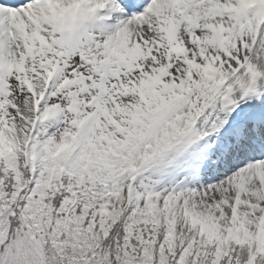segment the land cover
<instances>
[{"label":"snow or ice","instance_id":"obj_1","mask_svg":"<svg viewBox=\"0 0 264 264\" xmlns=\"http://www.w3.org/2000/svg\"><path fill=\"white\" fill-rule=\"evenodd\" d=\"M0 264H264V0H0Z\"/></svg>","mask_w":264,"mask_h":264}]
</instances>
